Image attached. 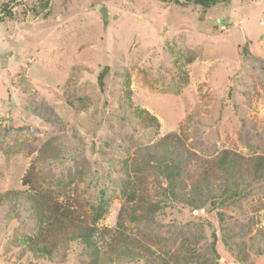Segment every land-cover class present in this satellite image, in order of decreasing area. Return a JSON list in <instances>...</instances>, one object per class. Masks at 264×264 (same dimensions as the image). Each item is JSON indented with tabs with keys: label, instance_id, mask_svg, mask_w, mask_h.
<instances>
[{
	"label": "rangeland",
	"instance_id": "374dc122",
	"mask_svg": "<svg viewBox=\"0 0 264 264\" xmlns=\"http://www.w3.org/2000/svg\"><path fill=\"white\" fill-rule=\"evenodd\" d=\"M2 2L13 15L0 22V264L88 258L75 244L39 255L25 243L35 231L27 172L58 200L76 196L86 214L104 202L96 225L113 227L132 158L168 132L183 130L197 151L264 154V0L206 10L159 0ZM248 189L222 218L209 201L176 203L151 221L126 219L127 230L166 264H264V178Z\"/></svg>",
	"mask_w": 264,
	"mask_h": 264
},
{
	"label": "trees",
	"instance_id": "16d2710c",
	"mask_svg": "<svg viewBox=\"0 0 264 264\" xmlns=\"http://www.w3.org/2000/svg\"><path fill=\"white\" fill-rule=\"evenodd\" d=\"M159 1L191 3L206 10L230 0ZM41 2L48 7V0ZM0 9V22L13 15L9 2H2ZM31 11L37 13L35 8ZM105 74L106 68L98 74L100 86ZM125 86L128 87L127 79ZM137 117L145 128L158 129L156 117L146 110H137ZM200 151L187 143L183 130L168 132L146 144L141 158H132L130 170L121 180L119 193L123 203L113 227L96 225L106 211L104 202L93 206L92 212L86 214L76 196L58 200L50 189L39 190L27 172L22 184H28L26 200L35 231L24 239L25 243L39 255H51V250L57 246L75 244L88 257L83 264H113L115 260L121 264L170 263L161 251L151 248L147 238L129 232L126 219L151 221L165 207L179 203L201 208L206 201L222 218L223 206L242 198L249 191L250 183L264 178V154L244 155L230 148ZM17 196L16 192H11L9 198Z\"/></svg>",
	"mask_w": 264,
	"mask_h": 264
}]
</instances>
